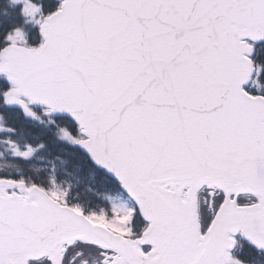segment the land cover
I'll return each instance as SVG.
<instances>
[{"label":"snow or ice","instance_id":"obj_1","mask_svg":"<svg viewBox=\"0 0 264 264\" xmlns=\"http://www.w3.org/2000/svg\"><path fill=\"white\" fill-rule=\"evenodd\" d=\"M0 264H264V0H0Z\"/></svg>","mask_w":264,"mask_h":264}]
</instances>
